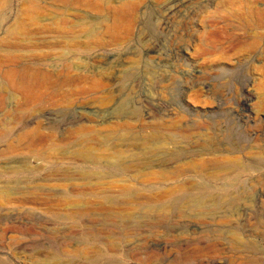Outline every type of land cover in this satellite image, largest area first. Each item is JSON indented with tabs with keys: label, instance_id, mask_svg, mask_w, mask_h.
I'll list each match as a JSON object with an SVG mask.
<instances>
[{
	"label": "rangeland",
	"instance_id": "obj_1",
	"mask_svg": "<svg viewBox=\"0 0 264 264\" xmlns=\"http://www.w3.org/2000/svg\"><path fill=\"white\" fill-rule=\"evenodd\" d=\"M172 1L0 0V264H264V0Z\"/></svg>",
	"mask_w": 264,
	"mask_h": 264
},
{
	"label": "bare ground",
	"instance_id": "obj_2",
	"mask_svg": "<svg viewBox=\"0 0 264 264\" xmlns=\"http://www.w3.org/2000/svg\"><path fill=\"white\" fill-rule=\"evenodd\" d=\"M185 2H186V0H173L169 5H168V7H167V10H166V14H165V16H166V20H168V19H170V18H173V17H175L180 11H181V9H182V7H183V5L185 4ZM254 11V10H253ZM245 15V14H244ZM219 17V16H218ZM243 17V16H242ZM222 18H225V17H222ZM216 20V19H220V17L219 18H216V17H214L213 18V20ZM225 20V19H224ZM223 20V21H224ZM218 21V20H217ZM238 22H240L243 26H245V28L246 29H244V30H246V34L243 36V37H240L239 35L240 34H238V35H236V34H234L233 35V41H235L236 43L237 42H243V40H244V38L246 39V38H250V36L251 35H253L254 34V32L256 31L255 29H257L258 27H260V26H262L263 27V24H264V17H262V15H260V14H258V15H256L255 13H254V15H252V16H247V17H245V18H240L239 19V21ZM237 22V23H238ZM165 23V22H164ZM225 23H229V22H225ZM240 24V26H242ZM229 26V25H228ZM262 27H261V29H262ZM258 31V30H257ZM260 31V30H259ZM244 33V32H243ZM233 34V33H232ZM257 35V34H256ZM262 35V34H261ZM230 36V35H229ZM261 37V36H260ZM210 40V39H209ZM251 40V39H250ZM208 41V40H207ZM231 41V40H230ZM229 41V42H230ZM232 42V41H231ZM230 42V43H231ZM249 42V41H248ZM255 42H256V40H255ZM247 43V42H246ZM232 45H234V43L232 44L231 43V46ZM237 45V44H236ZM248 45H250V47H253L255 44L254 43H249ZM211 47H213V46H211ZM262 55V54H261ZM264 57V56H263ZM102 58V57H101ZM263 60V59H262ZM245 77H247V78H251V76L249 75V74H245ZM103 83V82H102ZM122 108V107H121ZM117 110V109H116ZM116 112V111H115ZM121 113V112H120ZM137 113V112H136ZM119 114V113H118ZM135 116H136V114H134ZM113 127V126H112ZM117 128V127H116ZM107 136V135H106ZM103 138H105V140H106V138L107 137H103ZM107 139H109V138H107ZM104 140V139H103ZM157 141V140H156ZM158 142L159 143H161V146H159V147H157V149L156 148H154V151H158V150H161V151H163V153H165L166 152V145L167 144H169V143H175V140L173 139V137L172 136H168V137H163V136H159V138H158ZM106 144V143H105ZM144 144H146V141L144 142V143H142L141 144V146L142 145H144ZM157 146V145H156ZM176 153V152H175ZM203 153V152H202ZM205 153H208V152H205ZM204 154V153H203ZM174 155V154H173ZM167 156V155H166ZM177 156V157H176ZM176 156H174L175 158V161L178 159V156H179V153H177V155ZM119 158V157H118ZM124 160H122V162H123ZM20 166H18L17 168H18V170L16 171L17 172V174H20V172L21 171H19L20 169H25V170H27V168H28V162H27V160H22V162H20ZM121 164H125L124 162L123 163H121ZM28 172V174H30V173H32L30 170L29 171H27ZM30 172V173H29ZM114 172V171H113ZM36 173V172H35ZM35 173H33V174H35ZM110 173V172H109ZM106 175L107 173H106V171H103L102 173H100V176L101 175ZM88 175H90V174H88ZM93 174H91V176H92ZM99 175V174H98ZM196 189V191L199 193V194H201V193H205V191L208 189V187L207 186H198V187H196L195 188ZM204 202V201H203Z\"/></svg>",
	"mask_w": 264,
	"mask_h": 264
}]
</instances>
